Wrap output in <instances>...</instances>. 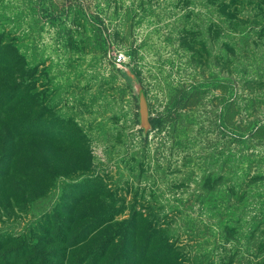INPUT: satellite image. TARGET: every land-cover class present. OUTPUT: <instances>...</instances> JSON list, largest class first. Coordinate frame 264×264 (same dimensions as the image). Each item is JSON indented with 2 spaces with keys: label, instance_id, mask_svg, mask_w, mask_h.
Listing matches in <instances>:
<instances>
[{
  "label": "rangeland",
  "instance_id": "obj_1",
  "mask_svg": "<svg viewBox=\"0 0 264 264\" xmlns=\"http://www.w3.org/2000/svg\"><path fill=\"white\" fill-rule=\"evenodd\" d=\"M0 32L76 132L0 143V264H264V0H0Z\"/></svg>",
  "mask_w": 264,
  "mask_h": 264
},
{
  "label": "trees",
  "instance_id": "obj_2",
  "mask_svg": "<svg viewBox=\"0 0 264 264\" xmlns=\"http://www.w3.org/2000/svg\"><path fill=\"white\" fill-rule=\"evenodd\" d=\"M32 76L34 74L28 69L25 57L19 52L13 41L6 39L4 34L0 32V125H2L6 133L4 134L5 140L0 141V143L12 142L15 135L19 137L41 135L43 131L48 132L49 136L58 135L57 138L61 141L67 138L68 135L73 136L76 134L71 123L66 119H61L58 116H49L48 118V116H45L46 113L35 110L37 108L27 110L29 114H26L25 110L32 106L24 99L23 90L29 88L27 79ZM260 132L264 134V122L256 127V133ZM6 152L8 156L9 152L7 149ZM9 157L10 154L1 161L2 166H0L4 169L8 168ZM16 167L21 169L20 171L24 176H31L32 173H47L41 172L40 169L43 170L44 167L38 165L34 167L27 165ZM3 172L5 171L0 170V173ZM91 180L93 181L94 178H86L84 182L80 183L81 186H84L78 187L76 191L80 192L83 188L90 189ZM130 224L132 225L130 228L133 231L139 229L135 220L131 221ZM155 245H159V243L153 244V246ZM166 248L168 246L162 245L158 248V253L162 258H168L171 254Z\"/></svg>",
  "mask_w": 264,
  "mask_h": 264
},
{
  "label": "water",
  "instance_id": "obj_3",
  "mask_svg": "<svg viewBox=\"0 0 264 264\" xmlns=\"http://www.w3.org/2000/svg\"><path fill=\"white\" fill-rule=\"evenodd\" d=\"M140 107H141V126L147 131L151 129L152 125L149 120L147 101L144 94L140 98Z\"/></svg>",
  "mask_w": 264,
  "mask_h": 264
},
{
  "label": "built area",
  "instance_id": "obj_4",
  "mask_svg": "<svg viewBox=\"0 0 264 264\" xmlns=\"http://www.w3.org/2000/svg\"><path fill=\"white\" fill-rule=\"evenodd\" d=\"M122 58H123V56L121 55V56H119L118 58H117V61L118 62H121L122 61Z\"/></svg>",
  "mask_w": 264,
  "mask_h": 264
}]
</instances>
